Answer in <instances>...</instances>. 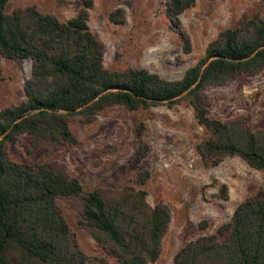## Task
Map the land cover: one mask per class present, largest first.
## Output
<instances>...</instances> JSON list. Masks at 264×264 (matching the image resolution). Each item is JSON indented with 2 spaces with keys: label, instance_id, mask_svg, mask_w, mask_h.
Listing matches in <instances>:
<instances>
[{
  "label": "trees",
  "instance_id": "obj_1",
  "mask_svg": "<svg viewBox=\"0 0 264 264\" xmlns=\"http://www.w3.org/2000/svg\"><path fill=\"white\" fill-rule=\"evenodd\" d=\"M6 1L0 0V56L28 58L30 73L23 81L25 99L0 108V264H108L79 246L55 202L60 198L78 212L77 227L119 264H152L159 257L171 213L167 204L146 200L141 185L150 172L144 161L135 174L136 186L85 190L61 163L18 162L8 156L7 146L22 136L28 139L27 152L75 145L71 118L87 123L111 106L145 109L184 99L207 130L195 145L203 166L237 156L264 171V126L252 129L244 116L227 121L210 117L204 93L207 86L264 68V18L258 13L220 29L179 78L166 79L143 67L103 66L104 45L87 25L92 0H80L79 9L65 21L34 5L5 13ZM194 2L163 4L162 13L184 52H189L190 40L179 16ZM108 18L122 22L121 8ZM135 129L131 157L142 159L148 150L142 122ZM219 191L227 199L225 184ZM172 264H264V181L213 233L184 242L173 253Z\"/></svg>",
  "mask_w": 264,
  "mask_h": 264
},
{
  "label": "rangeland",
  "instance_id": "obj_2",
  "mask_svg": "<svg viewBox=\"0 0 264 264\" xmlns=\"http://www.w3.org/2000/svg\"><path fill=\"white\" fill-rule=\"evenodd\" d=\"M164 0H92L87 25L104 45L102 64L108 69L143 67L166 79L179 78L202 55L206 44L225 27L240 25L254 13L264 18L262 0H195L179 16L180 28L189 36L190 50L184 52L177 33L162 13ZM34 5L41 12L65 21L79 9L80 0H7L4 12ZM121 8L124 20L114 23L108 14ZM30 73L28 58L0 56V108L25 99L23 81ZM208 115L227 121L246 117L252 129L264 126V68L243 76L237 74L223 84L207 86ZM142 122V138L148 150L142 159L131 153L136 144L135 126ZM68 126L77 139L53 151L36 148L30 152L26 136L7 146L8 156L18 162L56 161L75 176L83 189H116L135 183L139 164L149 169L141 185L148 203L161 201L171 217L152 264H172L173 253L187 240L213 233L229 219L235 205L251 195L264 181V171L246 165L237 156H226L218 164L203 166L195 151L207 130L196 122L186 100L166 106L128 110L111 106L87 123L71 118ZM225 184L227 199L219 191ZM79 246L88 254L102 256L108 264H119L77 227L78 212L64 198L56 199ZM204 222L203 226L198 225Z\"/></svg>",
  "mask_w": 264,
  "mask_h": 264
}]
</instances>
